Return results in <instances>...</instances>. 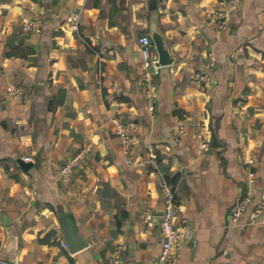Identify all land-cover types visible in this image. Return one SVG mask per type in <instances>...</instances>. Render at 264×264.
<instances>
[{
  "label": "crops",
  "instance_id": "obj_1",
  "mask_svg": "<svg viewBox=\"0 0 264 264\" xmlns=\"http://www.w3.org/2000/svg\"><path fill=\"white\" fill-rule=\"evenodd\" d=\"M151 1L0 0V264H108L119 246L122 264H155L162 229L146 212H161L163 181L176 193L177 264H264V222L232 220L249 171L258 194L264 185V0H157L175 58L158 68L139 41ZM224 10L217 35L209 16ZM88 143L66 181L62 163ZM68 218L87 244L75 252Z\"/></svg>",
  "mask_w": 264,
  "mask_h": 264
},
{
  "label": "built area",
  "instance_id": "obj_2",
  "mask_svg": "<svg viewBox=\"0 0 264 264\" xmlns=\"http://www.w3.org/2000/svg\"><path fill=\"white\" fill-rule=\"evenodd\" d=\"M231 8L230 10H235L239 7L241 0H230ZM230 10H224L220 12H214L210 14V20L214 22L215 33L219 35L228 26V16ZM71 21L75 26H78L79 14L72 13ZM39 20H26L23 26L25 31L33 30L37 28ZM139 41L143 46V56L146 64L149 66H159L155 63L158 58V52L155 48L152 36L150 33L142 34L139 37ZM3 43V35L0 34V49ZM199 77L205 78L204 74H199ZM142 88L147 94L150 100V107L153 110L155 107V94L154 86L151 76H146L142 81ZM7 94L18 96L24 94L21 87L9 86L7 89ZM117 124V132L122 139L123 148L127 156V162L131 163L134 155V144L133 137L131 135L129 124L122 118L115 120ZM185 124L180 127L181 132H185ZM204 138V137H203ZM202 146L204 148H209L210 142L207 139H203ZM93 154V144L88 143L81 147L79 150L74 152L72 156L61 165V172L66 181H70L75 173L79 170L83 162ZM252 161V159H251ZM249 175L251 176L250 183L245 189L244 195L240 202L232 210V220L236 225H247L250 223H260L264 222V185L262 192L257 193L256 188V171L250 170ZM161 190L164 195L163 206L160 213H156L153 209H148L146 212V219L150 222L155 218L160 220V225L162 229V246L155 260V264H177V246L178 239L181 235L180 227L177 225L176 218V193L172 184L168 181H163L161 184ZM251 210L249 218L244 220L246 212ZM63 245L66 246L64 242ZM122 248L119 246L113 252V259L108 264H122Z\"/></svg>",
  "mask_w": 264,
  "mask_h": 264
},
{
  "label": "water",
  "instance_id": "obj_3",
  "mask_svg": "<svg viewBox=\"0 0 264 264\" xmlns=\"http://www.w3.org/2000/svg\"><path fill=\"white\" fill-rule=\"evenodd\" d=\"M151 8L153 14L151 16L150 34L152 36L155 48L158 52V58L155 63L158 66H164L172 64L175 58L172 56L170 48L167 44L166 37L159 25V14H158V1H151ZM66 243L70 246L72 251H77L87 244L83 242L82 238L78 234V229L75 221L72 218L66 219ZM193 238V234L190 236Z\"/></svg>",
  "mask_w": 264,
  "mask_h": 264
},
{
  "label": "rangeland",
  "instance_id": "obj_4",
  "mask_svg": "<svg viewBox=\"0 0 264 264\" xmlns=\"http://www.w3.org/2000/svg\"><path fill=\"white\" fill-rule=\"evenodd\" d=\"M18 96L27 97V96H29V93L26 91L24 94H21V95H18Z\"/></svg>",
  "mask_w": 264,
  "mask_h": 264
},
{
  "label": "trees",
  "instance_id": "obj_5",
  "mask_svg": "<svg viewBox=\"0 0 264 264\" xmlns=\"http://www.w3.org/2000/svg\"><path fill=\"white\" fill-rule=\"evenodd\" d=\"M13 51H14V50H13ZM13 51H12V52H13ZM12 52H11V53H12ZM17 52H18V50H17Z\"/></svg>",
  "mask_w": 264,
  "mask_h": 264
}]
</instances>
